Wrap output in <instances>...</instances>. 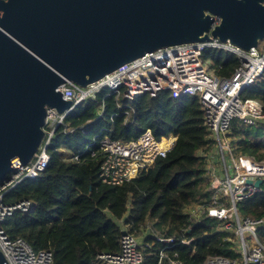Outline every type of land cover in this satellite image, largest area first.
<instances>
[{
    "label": "trees",
    "instance_id": "1",
    "mask_svg": "<svg viewBox=\"0 0 264 264\" xmlns=\"http://www.w3.org/2000/svg\"><path fill=\"white\" fill-rule=\"evenodd\" d=\"M203 58L221 78H231L239 66L236 56L224 50L206 48ZM241 96L259 100L264 108V73ZM203 116L198 97L173 98L161 92L128 101L103 88L57 127L47 146V168L4 195L7 205L25 201L35 205L30 212L8 217L5 232L26 240L35 251H51L53 264H108L99 256L120 253L124 229L139 235L149 228L173 237L174 244L160 262L165 244L146 236L144 264H167L169 259L205 264L209 256L217 255L238 258L233 243L218 231L219 221H194L185 211L193 204H207L211 196L205 162L198 156L210 144ZM147 129L157 138L175 135L174 148L157 158L148 173L121 186L103 183L101 141H134ZM231 136L242 154L264 162V126H243L234 120ZM239 211L264 218V182L259 193L239 204ZM259 236L264 243V228ZM184 237L193 241L181 244Z\"/></svg>",
    "mask_w": 264,
    "mask_h": 264
},
{
    "label": "built area",
    "instance_id": "2",
    "mask_svg": "<svg viewBox=\"0 0 264 264\" xmlns=\"http://www.w3.org/2000/svg\"><path fill=\"white\" fill-rule=\"evenodd\" d=\"M264 42V41H263ZM243 50L229 42L212 39L208 42L179 44L146 53L144 56L116 69L103 78L84 87L66 83L58 88L63 98L72 102L70 110L59 113L47 108L45 136L38 151L26 165L13 160V172L0 181V249L4 264H53L51 251H35L22 238H11L3 224L17 212H30L35 205L29 201L7 205L4 195L25 179L37 178L48 166L47 146L57 127L78 105L94 98L103 88L122 95L128 101L149 94L152 97L168 92L173 98L198 97L203 108L204 125L208 130V149L200 150L198 156L205 162L208 179L207 204H193L185 209L194 221L211 219L219 221L218 231L224 240L233 243L238 258L209 256L205 264H264V243L259 230L264 228V218L243 216L239 204L259 193L264 182V162L239 151L238 140L231 136L234 120L243 126H264L263 104L256 99L242 98L241 94L254 85L264 73V44ZM206 48H215L232 53L239 60L231 78H221L203 58ZM177 142L175 135L157 138L150 129L134 141H113L105 138L100 146L104 152L100 177L103 183L121 186L142 173H148L159 157L166 155ZM75 156V160H78ZM262 183L257 185V181ZM146 236L165 244L159 253L160 262L167 258L166 249L174 244L173 237H165L152 228L135 235L124 229L121 251L116 255H100L108 264H144ZM193 239L184 237L181 244H190ZM167 264H185L167 260Z\"/></svg>",
    "mask_w": 264,
    "mask_h": 264
},
{
    "label": "water",
    "instance_id": "3",
    "mask_svg": "<svg viewBox=\"0 0 264 264\" xmlns=\"http://www.w3.org/2000/svg\"><path fill=\"white\" fill-rule=\"evenodd\" d=\"M212 39L257 47L264 0H0V181L14 159L26 165L38 151L47 108L71 109L60 86L84 87L146 53Z\"/></svg>",
    "mask_w": 264,
    "mask_h": 264
},
{
    "label": "rangeland",
    "instance_id": "4",
    "mask_svg": "<svg viewBox=\"0 0 264 264\" xmlns=\"http://www.w3.org/2000/svg\"><path fill=\"white\" fill-rule=\"evenodd\" d=\"M263 44H264V42H263Z\"/></svg>",
    "mask_w": 264,
    "mask_h": 264
}]
</instances>
